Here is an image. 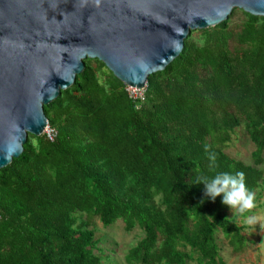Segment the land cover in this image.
Returning <instances> with one entry per match:
<instances>
[{"label":"trees","instance_id":"16d2710c","mask_svg":"<svg viewBox=\"0 0 264 264\" xmlns=\"http://www.w3.org/2000/svg\"><path fill=\"white\" fill-rule=\"evenodd\" d=\"M239 13L235 27L228 18L196 30L198 42L189 33L142 99L102 62L83 61L43 106L53 141L28 135L0 169V264H103L93 218L141 231L125 264H225L218 233L231 254L246 249L239 215L197 183L242 171L254 193L264 190V17ZM239 127L251 165L224 152Z\"/></svg>","mask_w":264,"mask_h":264},{"label":"water","instance_id":"95a60500","mask_svg":"<svg viewBox=\"0 0 264 264\" xmlns=\"http://www.w3.org/2000/svg\"><path fill=\"white\" fill-rule=\"evenodd\" d=\"M264 0H0V169L43 133V106L69 88L85 59L143 89L181 52L192 30Z\"/></svg>","mask_w":264,"mask_h":264},{"label":"rangeland","instance_id":"374dc122","mask_svg":"<svg viewBox=\"0 0 264 264\" xmlns=\"http://www.w3.org/2000/svg\"><path fill=\"white\" fill-rule=\"evenodd\" d=\"M239 10L234 8L227 17L226 20L230 18V27L238 25L241 19ZM189 33H191V39L196 42L199 41L200 34L196 30H192ZM144 89L145 87L139 90L127 87V91L132 97H142ZM253 149L254 146L249 141L244 129L239 127L231 136V141L224 152L231 159L242 161L246 165H251L250 154ZM262 157L264 160V153ZM259 168L262 171L263 177L261 185H264V161ZM254 202L255 207L247 215H254L255 220L249 223L244 219H237V224L245 227L243 230V235L247 239V247L245 250L239 254H231V250L227 246L223 236L219 233L217 235L218 244L221 248L220 255L225 264H264V190L259 189L255 192ZM227 215L232 217L236 214L229 210ZM91 228L94 229V238L98 242L97 248L100 253H96L102 258L103 264H125L124 255L128 248L142 236L141 231L137 228L130 233H126L123 230L121 221H116L109 227H103L97 218H93L91 220Z\"/></svg>","mask_w":264,"mask_h":264},{"label":"clouds","instance_id":"9594fccd","mask_svg":"<svg viewBox=\"0 0 264 264\" xmlns=\"http://www.w3.org/2000/svg\"><path fill=\"white\" fill-rule=\"evenodd\" d=\"M207 150V146H205ZM209 159L215 162V154L210 153ZM197 183L204 185L205 196L211 200L222 197V204L238 214L246 222H253L254 215H247L255 207V193L247 186L245 174L242 171L217 172L212 177H197Z\"/></svg>","mask_w":264,"mask_h":264},{"label":"built area","instance_id":"2783aa9c","mask_svg":"<svg viewBox=\"0 0 264 264\" xmlns=\"http://www.w3.org/2000/svg\"><path fill=\"white\" fill-rule=\"evenodd\" d=\"M134 90H139V89H134ZM130 97H132V96H130ZM132 98L133 99H136V98L142 99V97H136V96L132 97ZM42 134H44L46 139L50 142L53 141V139L55 137V132L48 125H46V127L44 128Z\"/></svg>","mask_w":264,"mask_h":264},{"label":"bare ground","instance_id":"6f19581e","mask_svg":"<svg viewBox=\"0 0 264 264\" xmlns=\"http://www.w3.org/2000/svg\"><path fill=\"white\" fill-rule=\"evenodd\" d=\"M131 88V87H130ZM132 89H135V88H132Z\"/></svg>","mask_w":264,"mask_h":264}]
</instances>
